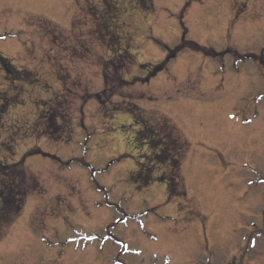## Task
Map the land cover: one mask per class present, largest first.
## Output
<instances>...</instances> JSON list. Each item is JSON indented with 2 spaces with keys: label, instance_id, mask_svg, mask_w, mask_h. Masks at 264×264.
Returning <instances> with one entry per match:
<instances>
[{
  "label": "rangeland",
  "instance_id": "374dc122",
  "mask_svg": "<svg viewBox=\"0 0 264 264\" xmlns=\"http://www.w3.org/2000/svg\"><path fill=\"white\" fill-rule=\"evenodd\" d=\"M0 55V160L42 186L0 264H264V0H0ZM133 103L189 143L186 194L133 182L175 176Z\"/></svg>",
  "mask_w": 264,
  "mask_h": 264
},
{
  "label": "trees",
  "instance_id": "16d2710c",
  "mask_svg": "<svg viewBox=\"0 0 264 264\" xmlns=\"http://www.w3.org/2000/svg\"><path fill=\"white\" fill-rule=\"evenodd\" d=\"M167 63L168 61H165L163 64L155 66L152 74L154 75L163 70ZM0 65L7 80H12L14 82L22 80L24 71L18 70L10 59L0 55ZM107 79L106 77L105 80L107 81ZM106 83L108 84V82ZM0 99L2 100L4 98ZM7 104L8 102L4 101V103L0 105V121L5 111L4 108H7ZM125 109L131 113L135 123L142 126L139 134L144 137L153 149H159L157 157H154V162H159L157 167L161 169L164 167L168 169L169 166L175 167V176L173 177L170 176V174L169 176L165 174V171H163V174L166 176L160 175L155 177L151 172V175L144 174L140 167L139 170L135 171L131 176L133 182L140 188L147 187L156 180L166 182L169 200L173 196L186 194L180 173L185 154L189 148L187 140L181 135L180 131L170 119L166 117H156L153 119L150 115H146L144 110L136 104H134V107L127 106ZM50 128L54 129V122ZM38 152L40 151L31 152L30 154ZM155 170V168L152 169L153 172H155ZM142 179L145 182L144 185ZM172 182L177 183L173 184ZM178 183L179 185H177ZM176 186H181L180 188L183 189V191H177ZM41 191L42 186L40 181L26 167L24 159L18 162H5L0 160V236L3 230L11 225L20 215L28 196L33 192Z\"/></svg>",
  "mask_w": 264,
  "mask_h": 264
},
{
  "label": "snow or ice",
  "instance_id": "6c2138e0",
  "mask_svg": "<svg viewBox=\"0 0 264 264\" xmlns=\"http://www.w3.org/2000/svg\"><path fill=\"white\" fill-rule=\"evenodd\" d=\"M125 248H127V246L125 245Z\"/></svg>",
  "mask_w": 264,
  "mask_h": 264
}]
</instances>
